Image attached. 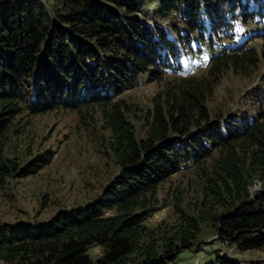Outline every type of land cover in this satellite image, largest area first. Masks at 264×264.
Wrapping results in <instances>:
<instances>
[{
  "label": "trees",
  "instance_id": "trees-1",
  "mask_svg": "<svg viewBox=\"0 0 264 264\" xmlns=\"http://www.w3.org/2000/svg\"><path fill=\"white\" fill-rule=\"evenodd\" d=\"M252 25L264 26V0L0 1V186L50 160L22 164L6 152L14 121L60 108H98L119 167L83 206L0 225V261L163 264L203 223L238 250L264 251V192L249 199L254 183L264 185V76L235 112L207 105L226 70L247 74L257 63L253 42L264 29L248 34ZM143 81L160 90L136 117L119 96ZM187 168L199 182L196 211L158 234L145 224L156 189ZM212 264L240 263L217 256Z\"/></svg>",
  "mask_w": 264,
  "mask_h": 264
},
{
  "label": "rangeland",
  "instance_id": "rangeland-1",
  "mask_svg": "<svg viewBox=\"0 0 264 264\" xmlns=\"http://www.w3.org/2000/svg\"><path fill=\"white\" fill-rule=\"evenodd\" d=\"M148 11L152 15L154 10L148 7ZM249 28L248 34H252L262 31L264 26ZM253 45L258 60L247 74L226 70L220 77L207 102L214 113L235 112L242 106L243 97L264 76V36L256 38ZM190 63L194 65L197 60L191 59ZM159 88L156 81H143L125 89L119 97L137 109L136 117H139L142 109L150 107ZM132 120L136 136L140 137V124L137 118ZM13 124L16 131L9 134L7 153L16 156L22 164L40 156H50V160L35 173L8 178L0 186V225L42 223L58 210L83 206L99 197L119 170L109 149L110 132L96 107L83 109L81 114L64 108L36 115L23 114ZM257 192H264L260 182L250 187L249 199ZM200 199L199 182L192 169H182L158 185L153 197L154 210L145 224L158 234L169 233L181 215L195 213ZM177 252L173 260L165 258L163 264H212L217 256L232 258L240 264H264L263 250H238L220 241L212 223L201 224L196 240L178 246ZM87 253L95 260L102 249L94 246ZM0 264L5 263L0 261Z\"/></svg>",
  "mask_w": 264,
  "mask_h": 264
}]
</instances>
